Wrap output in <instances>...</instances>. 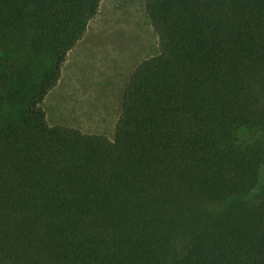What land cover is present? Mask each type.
<instances>
[{
	"label": "trees",
	"instance_id": "obj_1",
	"mask_svg": "<svg viewBox=\"0 0 264 264\" xmlns=\"http://www.w3.org/2000/svg\"><path fill=\"white\" fill-rule=\"evenodd\" d=\"M102 1L0 0V264H264V0H145L113 137L43 105Z\"/></svg>",
	"mask_w": 264,
	"mask_h": 264
},
{
	"label": "rangeland",
	"instance_id": "obj_2",
	"mask_svg": "<svg viewBox=\"0 0 264 264\" xmlns=\"http://www.w3.org/2000/svg\"><path fill=\"white\" fill-rule=\"evenodd\" d=\"M76 45H97V48H100V45L108 46L109 53H111V56L108 57L111 66L123 72V75L115 76L122 79V82L117 84L118 87L123 84V88L136 66L144 59L155 56L159 52V38L146 13L145 0H103L99 13L90 21L84 36ZM121 51H125L126 55H121ZM81 61L82 59L79 60V63H82ZM91 61L99 62L96 58ZM96 63L93 62L92 65L88 63L90 65L88 67L97 68L98 63ZM63 69L65 71V64ZM111 85L116 86L113 82ZM115 89L117 88H95L89 97H78V100H71L67 91L59 98L55 94L58 93V90H55L45 99L46 102L44 101L43 105L52 124L66 125L77 122L83 124L85 117L90 120L96 119L95 122H97L104 105H106L107 110L111 109V104L115 98ZM121 91L118 90L117 95H120ZM93 124L90 128L82 130L113 137V127H105L102 130L96 127V130H93ZM261 189L262 187L259 188V190Z\"/></svg>",
	"mask_w": 264,
	"mask_h": 264
},
{
	"label": "crops",
	"instance_id": "obj_3",
	"mask_svg": "<svg viewBox=\"0 0 264 264\" xmlns=\"http://www.w3.org/2000/svg\"><path fill=\"white\" fill-rule=\"evenodd\" d=\"M94 48L96 49L94 50ZM120 54L123 56L126 55L125 51H121ZM110 56L111 53H109V47L106 45H100V48H97V45H75L74 49L68 53L67 60L64 63L65 71L62 67V74L59 83L53 90H51V92L48 94V97L52 94L53 91L58 90V93L55 94L59 98L65 91H67V93H69V95L71 96V100H78V97H89L91 91L95 88L110 89L112 87H116L117 89H115V98L113 99V103L111 104V109L107 110L106 105H104V109L101 111L99 115L100 117H98L99 120H97V122H95L96 119L90 120L88 119V117H85L83 124H79V122H77L74 124L66 125L77 127L80 129H88L95 122L92 126L93 130H96V127L100 130L105 127H113V129L115 128L116 122L119 117L117 93L118 90L121 91V89H123V84L119 87L117 84L118 82H122V79L115 76H121L123 75V72L119 69H116L114 66H111L110 59L108 58ZM93 58L99 60V62L97 61V68L88 67L92 65L93 62L96 63V61H91ZM81 59L82 63H79V60ZM88 63L90 65H88ZM82 64H84L86 67ZM82 80L84 81L83 83ZM111 82L115 83L116 86H112ZM91 133L102 134L96 132Z\"/></svg>",
	"mask_w": 264,
	"mask_h": 264
}]
</instances>
